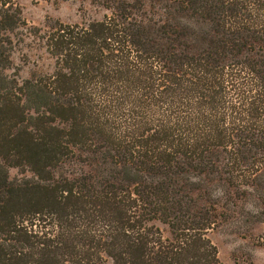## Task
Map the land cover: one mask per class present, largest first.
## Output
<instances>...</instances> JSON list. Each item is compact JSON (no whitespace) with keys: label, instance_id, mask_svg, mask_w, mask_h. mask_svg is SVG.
<instances>
[{"label":"trees","instance_id":"1","mask_svg":"<svg viewBox=\"0 0 264 264\" xmlns=\"http://www.w3.org/2000/svg\"><path fill=\"white\" fill-rule=\"evenodd\" d=\"M92 3L0 0V264H222L209 233L264 222V0ZM30 35L54 68L22 78Z\"/></svg>","mask_w":264,"mask_h":264},{"label":"rangeland","instance_id":"2","mask_svg":"<svg viewBox=\"0 0 264 264\" xmlns=\"http://www.w3.org/2000/svg\"><path fill=\"white\" fill-rule=\"evenodd\" d=\"M31 26L45 29L47 23L57 20L68 24L102 19L109 11L93 5V0H13ZM16 69L22 78L51 73L53 60L47 54L44 41L37 36H27L13 55ZM19 175L17 168L10 176ZM250 209V208H249ZM167 234V227L159 224ZM209 237L217 247L222 264H264V222H220Z\"/></svg>","mask_w":264,"mask_h":264}]
</instances>
